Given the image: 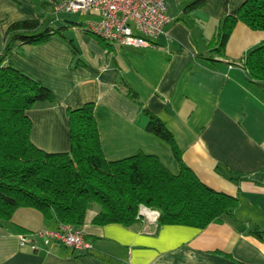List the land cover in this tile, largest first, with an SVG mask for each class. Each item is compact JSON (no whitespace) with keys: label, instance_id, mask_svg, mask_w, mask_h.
I'll return each mask as SVG.
<instances>
[{"label":"crops","instance_id":"obj_1","mask_svg":"<svg viewBox=\"0 0 264 264\" xmlns=\"http://www.w3.org/2000/svg\"><path fill=\"white\" fill-rule=\"evenodd\" d=\"M58 0H0V52L7 27L39 19L62 27L78 52L58 36L16 47L10 63L54 93L53 103L27 111L30 139L46 152L70 149L67 108L94 102L103 153L117 160L142 150L156 154L171 172L179 171L168 143L146 130L148 118L128 95L129 88L173 133L184 163L206 185L237 195L232 215L204 228L181 224L97 225L94 205L82 229L93 249L67 247L34 251L21 247L19 233L60 224L32 207H19L0 220V264H264V85L251 82L240 60L264 40V31L238 21L225 44V55L205 58L209 41L225 14L244 0H207L193 18L183 16V0H167L170 21L153 46H104L86 32L94 14L62 17ZM186 20L183 21L181 18ZM202 54L203 56H199ZM76 60L83 65H76Z\"/></svg>","mask_w":264,"mask_h":264},{"label":"trees","instance_id":"obj_2","mask_svg":"<svg viewBox=\"0 0 264 264\" xmlns=\"http://www.w3.org/2000/svg\"><path fill=\"white\" fill-rule=\"evenodd\" d=\"M206 1L183 0V16L193 18ZM238 21L264 31V0H244L235 14H225L209 41L214 48L205 58L216 62L215 55H225L226 41ZM64 30L65 26L44 25L39 19L16 21L6 29L0 52V220H10L19 207H32L59 224L82 226L87 210L94 205L99 206L92 219L97 225L131 226L141 219L140 205L158 210L156 228L163 224L204 228L232 215L239 205L238 196L217 191L195 175L182 160L166 123L131 88L128 95L148 118L146 130L168 143L179 164L177 173L171 172L158 155L142 150L121 159H106L93 101L67 108L68 151L46 152L32 143V121L27 111L53 103L54 93L13 66L9 55L16 47L44 43L58 36L76 56L78 50ZM85 31L95 35L88 28ZM95 36L108 47L110 42ZM239 62L249 81L264 85V40ZM75 64L84 63L76 60ZM252 233L264 236L257 227Z\"/></svg>","mask_w":264,"mask_h":264},{"label":"built area","instance_id":"obj_3","mask_svg":"<svg viewBox=\"0 0 264 264\" xmlns=\"http://www.w3.org/2000/svg\"><path fill=\"white\" fill-rule=\"evenodd\" d=\"M53 9L62 17L97 15L98 19L90 21L87 28L104 40L124 47L153 46V38L170 21L167 0H58ZM138 215L146 226L156 227L158 210L140 205ZM18 241L21 247L34 251L67 247L83 253L94 247L82 226L71 224L19 233Z\"/></svg>","mask_w":264,"mask_h":264}]
</instances>
